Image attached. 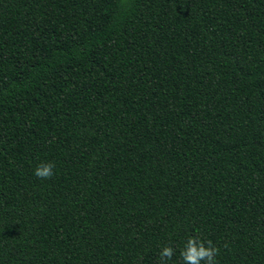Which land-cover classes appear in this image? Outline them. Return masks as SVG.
<instances>
[{"label":"trees","instance_id":"1","mask_svg":"<svg viewBox=\"0 0 264 264\" xmlns=\"http://www.w3.org/2000/svg\"><path fill=\"white\" fill-rule=\"evenodd\" d=\"M196 235L264 264V0H0V264Z\"/></svg>","mask_w":264,"mask_h":264},{"label":"clouds","instance_id":"2","mask_svg":"<svg viewBox=\"0 0 264 264\" xmlns=\"http://www.w3.org/2000/svg\"><path fill=\"white\" fill-rule=\"evenodd\" d=\"M55 165L53 162L41 163L34 170V175L40 179H50L54 175ZM176 249L170 245L162 246L159 252V264H166L175 255ZM219 249L211 240H202L199 235L189 237L182 248L179 256L183 264H218L216 257Z\"/></svg>","mask_w":264,"mask_h":264}]
</instances>
